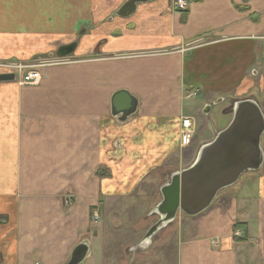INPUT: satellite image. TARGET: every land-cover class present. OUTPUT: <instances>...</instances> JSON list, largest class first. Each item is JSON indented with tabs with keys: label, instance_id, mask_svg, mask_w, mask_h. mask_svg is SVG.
Here are the masks:
<instances>
[{
	"label": "crops",
	"instance_id": "0c3cea01",
	"mask_svg": "<svg viewBox=\"0 0 264 264\" xmlns=\"http://www.w3.org/2000/svg\"><path fill=\"white\" fill-rule=\"evenodd\" d=\"M130 1L20 0L12 10L16 0H0V59L49 64L37 84L0 82V264H66L77 247L80 264L141 262L172 226L142 242L166 173L183 168L181 117L204 123L195 159L235 101L252 98L264 115V0H189L184 12L138 1L119 16ZM120 90L137 102L124 119L111 113ZM243 173L227 187L242 186V254L214 252L200 234L182 254L176 246L175 264H264V160Z\"/></svg>",
	"mask_w": 264,
	"mask_h": 264
},
{
	"label": "water",
	"instance_id": "95a60500",
	"mask_svg": "<svg viewBox=\"0 0 264 264\" xmlns=\"http://www.w3.org/2000/svg\"><path fill=\"white\" fill-rule=\"evenodd\" d=\"M132 0L119 16L128 17L137 2ZM76 43L58 47L56 56L63 58L75 50ZM15 73H0V82L14 81ZM136 99L120 90L111 98V113L123 119L135 111ZM231 121L216 132L211 141L202 144L194 161L181 171L171 175L169 182L160 189L161 201L151 214L158 221L146 232L142 242L153 238L170 225L179 212L193 217L210 206L217 194L233 185L246 171H258L264 160L261 138L264 134V115L258 103L252 99L235 101L229 109ZM84 253L75 248L66 264H80Z\"/></svg>",
	"mask_w": 264,
	"mask_h": 264
},
{
	"label": "rangeland",
	"instance_id": "374dc122",
	"mask_svg": "<svg viewBox=\"0 0 264 264\" xmlns=\"http://www.w3.org/2000/svg\"><path fill=\"white\" fill-rule=\"evenodd\" d=\"M19 1L20 0H16V2L12 5V10H17L22 8V6L19 4ZM48 2L49 0L47 1L42 0V3L38 2L37 3L38 9H40L44 5H48ZM26 4L28 7H31V5H28L29 4L28 2H26ZM32 8H34V4ZM74 37H76V35H74L72 38ZM54 45L56 47L57 43H54ZM188 47H190V45H188ZM28 61H29L28 64H24L22 62V65H29V64L34 65L33 68H29L30 70L34 69L38 71L39 66L49 65L48 62L46 63L43 61H38L39 63L38 62L35 63V60H31V58L30 59L28 58ZM13 63H21V62H19L17 59H9V58L0 59V73L10 72L11 70L8 67ZM34 76L36 77L37 75L34 74ZM41 76L42 75L39 73L38 82H40ZM15 81H17V83L20 85H24L21 84V81L19 79H16ZM199 115L201 114L199 113ZM196 120H198L197 121L198 127L201 129V132H203L205 127H204V123H202L203 126L200 125L201 117L197 116ZM210 130L212 132V128ZM194 137H195V131H194ZM179 144H180V140H179ZM193 158H194L193 148L189 147L187 148L186 152H184V148H181L179 158H177L176 160L178 161L179 159L181 166L185 168L191 164ZM178 171H171V173H166L167 178H165L164 183L162 185L168 183L171 175ZM244 175L245 174L242 173L238 181L239 180L241 181ZM160 189L161 188L158 189L159 194H160ZM241 194H242V186L240 184L239 186H235L232 189L226 188L225 190L223 189L222 191H220L213 200V202L210 204V206L201 213L197 214L196 216L189 217L179 212L176 216L177 218L174 219L175 221H173L170 224L172 226L170 225L167 226V228L169 226L170 228L167 230L168 231L167 234H164L162 238V240L165 238V242L163 240L159 244L155 245L149 254L143 256L140 255L139 259H142L141 262L135 264H175L177 260L176 246H178V248L180 249L179 254H182L183 252L182 245L184 244L188 246L194 244L196 241L201 239L200 234H202V236H208L207 243L214 252H232L234 254L241 253L242 242L244 240V229L241 225L240 227L237 226L238 221H241V206L238 204V201L241 199L240 198ZM192 218L193 220L198 221V222L195 221L196 224L203 227L201 230H198L196 228L195 224L192 222L193 221ZM155 219L153 218V220ZM199 231H201L202 233H198ZM164 243L169 244L167 250H166L167 245ZM161 247H165V250L161 249ZM125 261H127L126 257L123 264H127Z\"/></svg>",
	"mask_w": 264,
	"mask_h": 264
},
{
	"label": "built area",
	"instance_id": "2783aa9c",
	"mask_svg": "<svg viewBox=\"0 0 264 264\" xmlns=\"http://www.w3.org/2000/svg\"><path fill=\"white\" fill-rule=\"evenodd\" d=\"M188 6L187 0H175L172 2V8L177 11H185ZM44 66V65H43ZM34 65H22L20 63H13L9 65L8 68L15 70L18 74L22 73V77L20 78L21 84L25 85H34L38 82L39 72L36 70H30L29 68H33ZM34 74L37 76L35 77ZM181 130H180V145L187 146L190 143V140L193 136L194 130L193 127L196 125L194 116H184L181 118ZM94 217H97V213H94Z\"/></svg>",
	"mask_w": 264,
	"mask_h": 264
}]
</instances>
